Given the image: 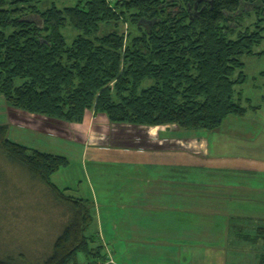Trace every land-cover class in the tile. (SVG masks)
Returning a JSON list of instances; mask_svg holds the SVG:
<instances>
[{"label": "trees", "instance_id": "obj_1", "mask_svg": "<svg viewBox=\"0 0 264 264\" xmlns=\"http://www.w3.org/2000/svg\"><path fill=\"white\" fill-rule=\"evenodd\" d=\"M75 1L42 9L39 0H0V97L9 107L67 124L92 112L112 124L183 131H211L255 109L235 87L244 81L241 57L264 40V0ZM252 14L255 21L242 26ZM118 24L132 31L119 33ZM66 26L75 32L69 43ZM0 157L69 213L35 264H77L78 254L84 264H108L93 203L51 182L66 158L14 143L5 125ZM0 264L27 263L20 253Z\"/></svg>", "mask_w": 264, "mask_h": 264}, {"label": "crops", "instance_id": "obj_2", "mask_svg": "<svg viewBox=\"0 0 264 264\" xmlns=\"http://www.w3.org/2000/svg\"><path fill=\"white\" fill-rule=\"evenodd\" d=\"M253 108L211 131L112 124L92 112L80 124H47L75 144L77 163L91 148L107 166L89 176L87 199L111 264L160 255L153 247L177 245L179 229L197 246L255 241L264 230V105Z\"/></svg>", "mask_w": 264, "mask_h": 264}, {"label": "rangeland", "instance_id": "obj_3", "mask_svg": "<svg viewBox=\"0 0 264 264\" xmlns=\"http://www.w3.org/2000/svg\"><path fill=\"white\" fill-rule=\"evenodd\" d=\"M39 1L42 9L52 3L61 8V6H72L76 2L75 0ZM254 21L255 15L252 14L251 18L243 19L241 23L242 26H247ZM129 28L127 24H118L119 33H126ZM62 31L69 43L75 32L68 26ZM252 51L254 55L241 57L244 81L235 87V91L241 94L243 99H248L253 107L264 105V40L254 46ZM32 116L9 107L0 97V125L7 127L8 139L32 150L66 156L67 166L52 175L51 182L59 189H69V194L74 197L89 198L87 185L89 176L97 174L98 169H107L105 162L99 161L94 155V151L97 152L96 155H100V152L89 148L86 165H83L84 171L83 166L77 163L76 152L71 149L75 144L54 132H49L50 127L47 124H54L56 121ZM95 168L96 171L92 172ZM68 216L67 208L54 202L42 184L33 181L18 164L10 163L0 157V257L21 253L25 256L27 264L40 262L50 251L53 239L59 233L58 227L62 226V222L66 221ZM93 228H97L95 223ZM254 231L256 233V230ZM254 231L241 230V234L252 237L255 236ZM175 233H178L177 245L173 243V246H162V248L154 246L151 250H161L160 255L148 254L140 262H122L115 258L114 264H257L260 255L264 254L263 239L256 238L254 241L243 238L244 240L218 247H209L207 242L198 243L202 247L186 242V230L179 229ZM175 233L172 232L170 236ZM76 259L77 264H84L82 254H78Z\"/></svg>", "mask_w": 264, "mask_h": 264}, {"label": "built area", "instance_id": "obj_4", "mask_svg": "<svg viewBox=\"0 0 264 264\" xmlns=\"http://www.w3.org/2000/svg\"><path fill=\"white\" fill-rule=\"evenodd\" d=\"M106 1H112V0H106ZM108 264H111L112 261L108 258V261H107Z\"/></svg>", "mask_w": 264, "mask_h": 264}]
</instances>
